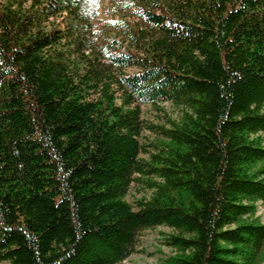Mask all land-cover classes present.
<instances>
[{
	"label": "trees",
	"instance_id": "16d2710c",
	"mask_svg": "<svg viewBox=\"0 0 264 264\" xmlns=\"http://www.w3.org/2000/svg\"><path fill=\"white\" fill-rule=\"evenodd\" d=\"M133 1L135 71L119 50L114 71L77 69L60 23L39 29L77 0L2 12L0 264H117L161 225L164 264H264V0ZM163 101L180 117L145 124ZM133 182L151 190L136 204Z\"/></svg>",
	"mask_w": 264,
	"mask_h": 264
},
{
	"label": "rangeland",
	"instance_id": "374dc122",
	"mask_svg": "<svg viewBox=\"0 0 264 264\" xmlns=\"http://www.w3.org/2000/svg\"><path fill=\"white\" fill-rule=\"evenodd\" d=\"M170 13H176L182 0H163ZM79 9L74 12H49L37 10L43 14L41 22L43 31L54 29L60 23L58 34L64 48L71 53L70 60L73 67L81 70H97L103 67L107 70H116L111 61L115 50L131 55V60L124 67L127 71L140 68L141 58L146 57L145 48L140 41L131 37L129 30L123 25V20H134L135 4L133 0H77ZM31 8H35L33 0H0V30H2V12L5 16L12 14V22H17ZM37 23H32L29 33L36 31ZM71 31L70 35H66ZM162 109L149 103L141 104L142 118L145 124H164L167 117L178 119L182 113L181 106L170 101L159 102ZM168 125V123H166ZM157 134L145 127L140 140L147 143L156 138ZM147 156V153H142ZM151 190L144 184L133 182L127 195L128 201L136 204V199L149 196ZM256 215L264 222V203L258 202ZM171 229L161 225L147 229L141 235L138 251L132 253L124 261L117 264H164V259L174 252V249L165 243V234ZM6 264V262L4 263Z\"/></svg>",
	"mask_w": 264,
	"mask_h": 264
}]
</instances>
